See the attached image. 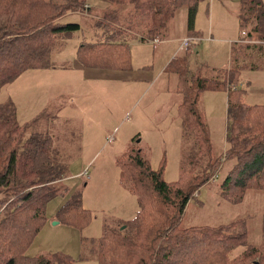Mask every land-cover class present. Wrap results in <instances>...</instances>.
<instances>
[{
    "label": "trees",
    "instance_id": "trees-1",
    "mask_svg": "<svg viewBox=\"0 0 264 264\" xmlns=\"http://www.w3.org/2000/svg\"><path fill=\"white\" fill-rule=\"evenodd\" d=\"M110 1L132 3L134 14H116L121 28L111 27L108 34L97 32L94 38L82 40L76 46L78 59L80 53L90 56L97 52L103 43L123 44L126 31L142 38L165 37L169 21L183 4L187 5V32L195 33L199 0ZM238 1L239 17L244 20V14L253 12L252 31L264 41V0ZM85 3L87 0H0V88L28 68L54 65L56 53L64 51L67 40L81 26L59 18L70 11L83 12L90 7ZM137 28L145 33L139 34ZM252 31L247 30L246 36L251 37ZM240 45L232 44L230 65L218 76L203 75L200 68L190 73L189 54L176 57L168 65L177 73V90L182 94L177 109L182 130L190 137V148L182 155L174 180L163 177L162 163L158 168L151 166L146 149L138 143L128 145L121 153L117 159L120 179L134 194L137 209L130 218L118 217L115 225L103 223L100 235L91 239L99 264H264V213L260 241L231 257V250L246 240L243 224L238 229L237 221L228 225L179 224L194 190L215 176L221 160L236 159L221 181L227 197L239 201L240 197L234 198L254 184L262 190L264 200V101L249 103L244 97L246 90L231 85L239 80L242 69L260 68L261 64L240 58ZM126 49L120 56L123 64L79 60L89 66L123 68L130 63ZM215 89L227 94L225 147L218 156L212 154L209 127L198 106L201 93ZM36 118L20 121L14 101L8 97L0 101V264H74L66 252H25L46 219L45 206L56 194L53 183L64 177L65 169L51 134L29 129ZM72 195L57 213L65 221L82 225L91 211Z\"/></svg>",
    "mask_w": 264,
    "mask_h": 264
},
{
    "label": "rangeland",
    "instance_id": "rangeland-1",
    "mask_svg": "<svg viewBox=\"0 0 264 264\" xmlns=\"http://www.w3.org/2000/svg\"><path fill=\"white\" fill-rule=\"evenodd\" d=\"M206 1L199 0L198 4ZM88 4L90 7L83 12L70 11L59 18L64 22H78L81 26L67 40L65 58H57L54 65L50 66V71L38 73L44 77L46 75L48 80L38 78L34 83H30L29 76L22 75L21 79L17 76L0 88V101H3L7 94L12 95L11 86L16 87L19 96L16 105L20 120L29 119L31 108L26 106L31 98L34 103L36 94L42 89V100L39 101L43 107L35 114L37 118L29 129L50 133L61 152L59 159L65 164L64 177L53 183L56 194L45 206L46 219L25 252L28 255L51 251L66 252L73 257L74 264H99L91 248V239L100 235L103 223L115 225L118 217L130 218L137 209L135 196L129 191L127 182L120 179L117 164V159L125 148L132 143H138L146 149L151 166L158 168L162 163L163 177L166 180H174L179 174L181 157L191 145L190 137L182 130L178 114L177 108L182 94L177 90L176 71L171 66L160 69L158 61L154 64L152 44L136 45L134 42H141V39L133 32L126 31L123 44L103 43L104 46L90 56L80 53L79 59L123 64L125 61L120 56L127 47L133 66L147 63L153 68L151 79L93 77L85 81L81 77L82 68H64L66 63L73 64L75 59L68 55V50H75L82 40L92 38V29L96 28L98 33L108 34L111 27L121 28V22H117L115 18L116 14L121 17L129 13L134 14L131 10L132 3L87 0L85 6ZM239 12L238 0H214L212 20L209 22L206 14L199 8L195 29L198 33L211 34L212 40H203L198 44L199 37L193 39L195 36L190 33L180 38L182 48L176 56L184 57L186 50L195 54L188 60L190 73H194V66L198 63L203 75H220L224 68L230 65L231 47L234 42L242 44L240 49L238 48L240 58H245L247 63L261 64L264 67V46L245 47L246 44L252 43L264 45V41L258 39L257 33L252 31L254 14L246 13L245 19L241 20ZM123 18L126 20V17ZM139 18L140 16L137 17ZM97 22H100L99 26L96 25ZM186 24L187 5L183 4L169 21L168 31L177 39L186 33ZM242 29L251 30V37H248V40H235ZM136 30L140 31L139 34L145 33L144 29ZM208 34L202 38L206 39ZM186 36L191 37V43L189 42L188 48L185 49L183 47L186 46L181 44V40ZM174 44H177V41ZM237 47L235 45V51ZM246 53L248 57L244 55ZM164 54L165 52L159 51L156 56L159 59V55ZM171 59L172 56L169 61ZM239 77V83L250 96L248 100L251 103L263 102L264 93L260 91L262 93L253 94L249 88L264 87V69H248L240 72ZM43 84L44 86H41ZM231 85H235V82ZM198 106L203 111L209 127L212 154L218 156L224 150L226 139L225 91H204ZM234 159L221 160L215 176L202 184L198 190H194L179 220L182 227L228 225L237 221L238 229L243 224L247 230L246 240L231 250L230 257L239 254L248 244L260 241L264 213L262 190L254 184L248 185L243 194L240 193L234 198L240 197L239 201L231 200L232 198L222 192L221 181L234 164ZM72 194L78 196L82 206L91 211V217L82 225L65 221L57 213L58 207L71 199Z\"/></svg>",
    "mask_w": 264,
    "mask_h": 264
},
{
    "label": "crops",
    "instance_id": "crops-1",
    "mask_svg": "<svg viewBox=\"0 0 264 264\" xmlns=\"http://www.w3.org/2000/svg\"><path fill=\"white\" fill-rule=\"evenodd\" d=\"M213 2H214V0H207L205 3H203V4H198L197 3V8H196V13H195V18H194V29H195V27H196V15H197V12H198V10H199V8H201L202 9V13H204V14H206V16H207V19H209V22L212 20V15H213ZM187 24H186V27H185V32L186 33H184L183 35H181L180 37H178L177 39L175 38V37H173L172 36V34L171 33H169V31H167V35L164 37H153V38H146V37H140V36H138L140 39H141V42L140 41H138V42H134L136 45H149V44H152V46H153V52H154V54H155V58H154V64H155V62L156 61H158V67L159 66H161V68L160 69H162L163 70V68L164 69H166V68H168V65L170 64V62L173 60V59H175L177 56H176V54L178 53V51H179V49H181L182 47L180 46V43H179V41H180V38L182 37V36H184V35H186V34H188V32H187ZM207 30L209 31L210 29H209V24H208V28H207ZM195 31H196V29H195ZM243 31H245L244 33H243ZM246 29H242L241 31H240V37L238 36V38H236L235 40H238V39H244V40H248V36H246ZM92 38H94L95 37V34L97 33V30H96V28H94V29H92ZM205 34H208V33H204V32H202V33H198L197 31L194 33V36L195 37H193V39L194 38H198L199 37V39H198V41H197V43L198 44H201L202 43V41L203 40H209V41H211L212 40V35L210 34H208V37L206 38V39H204V38H202V37H204L205 36ZM92 38H90V39H92ZM155 38H157L158 40L157 41H155ZM192 39V40H193ZM224 40V39H223ZM234 40V41H235ZM175 41H177V44H174V42ZM191 43V42H190ZM189 43V44H190ZM228 43H230V40H229V42ZM189 44L186 46V47H183V48H188V46H189ZM165 50V51H164ZM159 51H162V52H165V54L163 55V56H160L159 55V59L157 58V54H158V52ZM76 49L75 50H71V51H69L68 50V55H70V56H72L73 58H75L74 60H73V64H71V63H66V66L64 67V68H68V69H71V68H74V70L76 69V68H82L83 70V74H82V78L86 81V80H91L93 77H106V78H121V79H123V80H129V79H140V80H149V79H151V76L153 75L152 74V71H153V68H151V67H149L150 65L149 64H147V63H142L143 65L142 66H133L132 64H131V62L129 63V65L127 66V67H123V68H121V67H104V66H89V65H84L82 62V64L81 63H79L77 60H79L78 58H77V55H76ZM188 52V53H187ZM185 54H189V61L193 58V56L195 55L194 53H192L191 52V50H186L185 51ZM56 60H57V58H65V55H66V52H65V50L64 51H61V52H57L56 53ZM171 56H172V59L169 61V59L171 58ZM191 57V58H190ZM129 58H130V56H129ZM80 61V60H79ZM189 61H188V65H189ZM56 62V61H55ZM131 64V65H130ZM154 64H153V66H154ZM254 64H256V63H254ZM152 66V67H153ZM157 67V68H158ZM200 67V65H198V63L197 64H195V66H194V71L197 69V68H199ZM248 69H250V68H244V69H242L241 70V73L242 72H244V71H246V70H248ZM264 69V67L263 66H261L260 68H252V69H250V70H255V71H257V70H263ZM51 69H50V67H48V68H43V69H33V70H29V69H27V70H24L21 74H20V76H18V78L19 79H21L20 77L22 76V75H28L29 76V79H30V83H34V81L36 80V79H38V78H42V79H47L48 80V78H47V76L45 75V77L42 75V74H38L40 71L42 72V73H44V71H50ZM159 70V69H158ZM57 71H59V70H57ZM37 73V74H36ZM177 74V73H176ZM80 77V78H81ZM178 78V77H177ZM239 79H240V77H239ZM47 83H49V81L47 82ZM46 84V83H45ZM250 85V84H249ZM41 86H44V84L43 85H41ZM40 86V87H41ZM235 86H237V87H240V88H243L242 86H241V84L239 83V80H237V82H236V84H235ZM36 87H39V86H36ZM57 87H59V86H57ZM35 88V87H34ZM11 93H12V95H10L9 96V94H7V97L8 98H11L13 101H14V103H15V105H16V103L17 102H19V96H18V93H17V91H16V87L15 86H11ZM247 89V88H246ZM215 90H222V89H215ZM223 91H225V90H223ZM249 91H250V93L252 92L253 94H259V93H264V87H260V88H255V89H251V88H249ZM260 91H262V92H260ZM204 92V91H203ZM203 92L201 93V96L199 97V99H201L202 98V94H203ZM205 92H207V90L205 91ZM43 93V91H42V89H40L39 90V92L36 94V96H35V98H34V103H33V101H32V98H31V100H30V102L28 103V105L26 106L27 108H31V110L29 111V114L31 115L30 117H29V119L30 118H32V117H34V116H37V115H35V114H37L41 109H42V107H43V104L41 105V101H39L41 98H40V95ZM225 93H226V91H225ZM248 94V92H247V90L245 91V94H244V97H245V100L247 101V102H249V103H251V101H249L248 100V98L250 97V96H248L247 95ZM264 95V94H263ZM226 96H227V94H226ZM6 97V98H7ZM33 97V96H32ZM42 100V99H41ZM20 104V103H19ZM36 104V105H35ZM35 105V106H34ZM46 105L44 104V107H45ZM33 107H35V108H33ZM35 110H37V111H35ZM16 111H17V105H16ZM36 113H35V112ZM17 115H18V113H17ZM20 120V119H19ZM20 121H25V118L23 119V120H20ZM225 123L227 124V115H226V117H225ZM120 218H123V217H120ZM123 219H125V218H123Z\"/></svg>",
    "mask_w": 264,
    "mask_h": 264
},
{
    "label": "built area",
    "instance_id": "built-area-1",
    "mask_svg": "<svg viewBox=\"0 0 264 264\" xmlns=\"http://www.w3.org/2000/svg\"><path fill=\"white\" fill-rule=\"evenodd\" d=\"M244 32H245V31H243V33H244ZM157 40H158V39L155 38V41H157ZM190 40H191V37L186 36V37L182 38V40H181V44L187 46V45L189 44Z\"/></svg>",
    "mask_w": 264,
    "mask_h": 264
}]
</instances>
